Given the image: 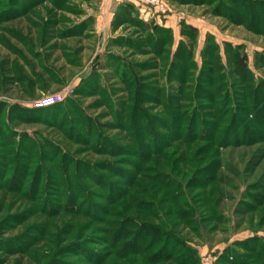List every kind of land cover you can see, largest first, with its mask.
I'll return each mask as SVG.
<instances>
[{"label": "rangeland", "instance_id": "374dc122", "mask_svg": "<svg viewBox=\"0 0 264 264\" xmlns=\"http://www.w3.org/2000/svg\"><path fill=\"white\" fill-rule=\"evenodd\" d=\"M221 263L264 264V0H0V264Z\"/></svg>", "mask_w": 264, "mask_h": 264}, {"label": "trees", "instance_id": "16d2710c", "mask_svg": "<svg viewBox=\"0 0 264 264\" xmlns=\"http://www.w3.org/2000/svg\"><path fill=\"white\" fill-rule=\"evenodd\" d=\"M127 5H129V4H126L125 5V7H127ZM129 9H127V11H128ZM234 64H235V66H236V68H235V73L238 75V76H240V77H242L243 79H244V81H246V83H249V82H254V77L251 75V71H250V68H249V58H248V55L246 54V52L245 51H243V50H241V48L239 47L238 49H237V53H236V55H235V60H234ZM210 70H213V68H210ZM198 122H199V120L196 118V120H195V124H197L198 125ZM214 138V139H213ZM212 138V140H215V137H213ZM170 188L171 187V185H169V186H167V188ZM179 187H180V185H179ZM179 187H177V188H179ZM178 192V191H177ZM180 193L183 195V192L180 190ZM177 199V198H176ZM262 246L263 245H261V247H260V252L258 251L257 253H258V257L260 256V255H263L262 254V251H263V249H262ZM184 247H187L186 245H185V242H184ZM188 248V247H187ZM186 248V249H187ZM188 249H190V248H188ZM186 252H187V250H185ZM189 251V250H188ZM181 253V252H180ZM178 253L176 256H175V254L171 251V252H168L166 255H165V258L167 259V260H170V261H174V259H176V258H178V256H181L183 259H185V260H187L188 262L189 261H192L193 260V257H195V256H192V255H194L193 254V252H191V251H189V254L187 255H185V256H183V254L181 253ZM251 253V255H253L254 256V254L252 253V252H250ZM250 255V254H249ZM224 257H226V258H229V256L226 254ZM257 257V256H256ZM263 257V256H262ZM226 261V260H225ZM222 262V261H221ZM190 263V262H189ZM221 264H223V263H221Z\"/></svg>", "mask_w": 264, "mask_h": 264}, {"label": "built area", "instance_id": "2783aa9c", "mask_svg": "<svg viewBox=\"0 0 264 264\" xmlns=\"http://www.w3.org/2000/svg\"><path fill=\"white\" fill-rule=\"evenodd\" d=\"M117 1H119V0H117Z\"/></svg>", "mask_w": 264, "mask_h": 264}]
</instances>
